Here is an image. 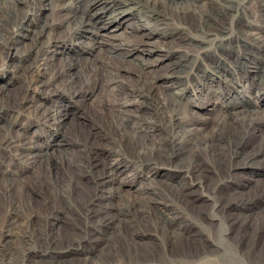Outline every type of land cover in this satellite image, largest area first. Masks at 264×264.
Returning a JSON list of instances; mask_svg holds the SVG:
<instances>
[{
  "label": "bare ground",
  "instance_id": "bare-ground-1",
  "mask_svg": "<svg viewBox=\"0 0 264 264\" xmlns=\"http://www.w3.org/2000/svg\"><path fill=\"white\" fill-rule=\"evenodd\" d=\"M4 67L0 264H264V0H0Z\"/></svg>",
  "mask_w": 264,
  "mask_h": 264
},
{
  "label": "rangeland",
  "instance_id": "rangeland-1",
  "mask_svg": "<svg viewBox=\"0 0 264 264\" xmlns=\"http://www.w3.org/2000/svg\"><path fill=\"white\" fill-rule=\"evenodd\" d=\"M251 6V8L253 7V9L249 12V16H251V18L254 20L256 23H259V19H257V16H255V14H257V7L253 6L250 3H247ZM100 7V6H98ZM256 12V13H254ZM32 18H35L34 16H31ZM109 34L115 35L116 40H123L125 38L128 37V39L130 38H134L136 36H144L147 40L153 42V41H157L161 40V37L158 36V32L154 30V28L151 26V24H149L148 22H140L136 19H132L129 18L127 20H125L123 23H115L112 27H110L109 29ZM156 42V43H157ZM159 52L160 49L157 45H153L150 47H144V46H140V47H135L134 45H130L128 43H124L121 52L119 53L118 56H120V58H122V60L120 59H115V60H120L118 61V63H121L123 65H125L126 67H130L133 69H137L140 62L142 61V59H147L148 61L157 64L156 60L159 57ZM110 53V50L107 48L102 47L101 49H96V51L94 52V54L91 55V57L94 58H103L104 56H107V54ZM157 66V65H155ZM154 66V67H155ZM7 68H2L0 69V77L3 76L2 78H0V82L2 84H5L4 82L7 81L8 77H11V75H9L7 72ZM9 86L13 89L16 86H18V81H14L12 80L10 83H8ZM13 93H11L14 98H18L20 97V90L19 89H13L12 90ZM98 99V97L95 99V94L90 96L87 99V107L86 108H91L92 105L96 102V100ZM251 107L253 108H258V109H262L264 108V100H252L251 101ZM90 114L91 115V111H86V115H83L82 118L83 120L87 119V115ZM187 115V112H186ZM259 115H261V117H264V113L261 112ZM34 126L31 127V131L30 134H34ZM45 130H47L46 128L44 129V131L41 132V135L45 138L48 137L47 132H45ZM129 171H126L122 176H125L126 174H128ZM166 176H172V175H176L177 176V170L174 168H166L164 171ZM161 177H163L161 175ZM260 179H264L263 177H261ZM172 180V179H169ZM173 181H176L175 179H173ZM199 190L197 191V194L201 195L202 198H208L209 202L207 204L205 203H201L199 202L197 205L199 207H201L202 209H207V211L211 212L210 208H211V202L215 199V197L209 193H207V190L205 189V187H203L202 185H200V187L198 188ZM200 191V192H199ZM127 196V194H126ZM38 208V206H37ZM209 208V209H208ZM204 209V210H205ZM212 209V208H211ZM212 215H214V212L212 213ZM186 217L188 219H192L189 215H186Z\"/></svg>",
  "mask_w": 264,
  "mask_h": 264
}]
</instances>
